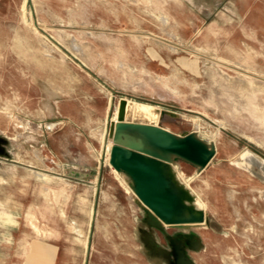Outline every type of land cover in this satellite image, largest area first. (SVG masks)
<instances>
[{"label": "rangeland", "instance_id": "rangeland-1", "mask_svg": "<svg viewBox=\"0 0 264 264\" xmlns=\"http://www.w3.org/2000/svg\"><path fill=\"white\" fill-rule=\"evenodd\" d=\"M202 1L208 17L200 0H0V127L8 150L25 154L32 132L23 124L59 118L80 126L83 153L90 145L103 164L118 100L148 103L133 104L168 111L164 128L196 131L218 150L222 178L213 180L211 165L190 186L224 195L218 213L208 211L219 230L196 227L228 236L238 224V234H248L256 213L255 230L264 235V173L251 166L252 152L264 158V19L254 15L264 0ZM57 91L65 98L62 115L52 101ZM10 124L17 126L8 131ZM141 219L139 208L130 233L143 247ZM239 245L245 251L248 244ZM259 249L263 255L264 245ZM248 253L235 262L248 264Z\"/></svg>", "mask_w": 264, "mask_h": 264}, {"label": "crops", "instance_id": "crops-1", "mask_svg": "<svg viewBox=\"0 0 264 264\" xmlns=\"http://www.w3.org/2000/svg\"><path fill=\"white\" fill-rule=\"evenodd\" d=\"M200 3L208 17L210 10L202 0ZM261 7L257 5L253 13L259 20L264 19ZM260 33L264 34L263 29ZM111 49L126 50L118 44H113ZM122 99L118 100L114 116ZM52 101L58 115H62L65 105L62 93L57 91ZM14 125L17 126L10 124L7 130H14ZM23 127L32 133L25 140L27 148L21 156L8 150L7 139L2 137L6 128L0 127V264H161L151 261L130 233L139 207L125 176L109 165L110 151L103 164L92 155L90 145L85 146L83 153L82 129L72 121L58 118L46 123L23 124ZM36 135L41 139H35ZM13 142L18 145L15 139ZM218 154L216 148L213 161L201 172L182 160H175L174 165L179 180L204 203L207 217L210 209L218 213L217 206L225 200L224 195L214 189L209 195L197 194L190 183L211 165L213 180L222 178ZM238 190L233 194L236 197L240 195ZM254 215L248 234H238V224L231 225L233 233L228 236L211 232L208 227H194L202 248L200 252H189L193 262L238 264L235 257L241 259V251H247L249 256L244 258L249 259L248 264H264V260H258L260 256L264 259L259 249L264 245V235L255 230L257 214ZM101 226L104 233H98ZM243 242L248 244L245 251L239 245Z\"/></svg>", "mask_w": 264, "mask_h": 264}, {"label": "water", "instance_id": "water-1", "mask_svg": "<svg viewBox=\"0 0 264 264\" xmlns=\"http://www.w3.org/2000/svg\"><path fill=\"white\" fill-rule=\"evenodd\" d=\"M167 112L122 99L108 132L113 143L109 165L125 176L137 197L135 202L142 211L139 240L147 257L165 264H195L189 252L200 251L202 244L192 229L206 224L219 230V225L209 220L197 197L179 180L174 165L175 160H182L201 172L213 161L216 147L196 131L175 134L165 129L161 121ZM144 113L153 114V119ZM252 153L251 166L264 173V158ZM169 229L175 232L169 234ZM156 233L165 245L159 243Z\"/></svg>", "mask_w": 264, "mask_h": 264}, {"label": "bare ground", "instance_id": "bare-ground-1", "mask_svg": "<svg viewBox=\"0 0 264 264\" xmlns=\"http://www.w3.org/2000/svg\"><path fill=\"white\" fill-rule=\"evenodd\" d=\"M197 201H198V204L203 208V204L201 203V201L199 200V198H197Z\"/></svg>", "mask_w": 264, "mask_h": 264}]
</instances>
